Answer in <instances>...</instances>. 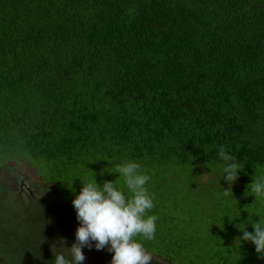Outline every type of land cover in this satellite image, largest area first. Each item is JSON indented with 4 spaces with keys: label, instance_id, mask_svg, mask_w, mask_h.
<instances>
[{
    "label": "trees",
    "instance_id": "obj_1",
    "mask_svg": "<svg viewBox=\"0 0 264 264\" xmlns=\"http://www.w3.org/2000/svg\"><path fill=\"white\" fill-rule=\"evenodd\" d=\"M220 146L243 169L228 192ZM18 160L53 187L0 200V264H52L75 239L82 181L126 189L128 160L150 176L155 237L136 239L151 264H264L236 227L264 222V196L246 192L264 177V0H0V162ZM179 168L180 200L208 197L183 203L186 228L167 203Z\"/></svg>",
    "mask_w": 264,
    "mask_h": 264
},
{
    "label": "clouds",
    "instance_id": "obj_2",
    "mask_svg": "<svg viewBox=\"0 0 264 264\" xmlns=\"http://www.w3.org/2000/svg\"><path fill=\"white\" fill-rule=\"evenodd\" d=\"M218 155L226 162L222 171L223 180L229 184L225 190L228 192L243 169L224 146H220ZM115 173L123 176L126 189L118 187L115 180H105L102 185L95 178L94 182L82 181L81 190L75 193L72 200L78 221L75 239L71 246H67V238L60 237V250L53 253L52 264H84L86 256L83 250L86 247H95L96 250L106 248L112 253L110 264H151L152 255L136 239L138 236L148 240L155 237L157 216L148 215L154 207L146 187L150 176L135 160L117 165ZM247 188L246 192L255 199L264 196V177L254 176ZM239 224L236 227L242 232V236H238L240 244L251 242L257 254L264 258V222L259 219L251 223L254 229L251 232L247 226L238 227Z\"/></svg>",
    "mask_w": 264,
    "mask_h": 264
},
{
    "label": "rangeland",
    "instance_id": "obj_3",
    "mask_svg": "<svg viewBox=\"0 0 264 264\" xmlns=\"http://www.w3.org/2000/svg\"><path fill=\"white\" fill-rule=\"evenodd\" d=\"M10 163L12 161H9ZM181 171H185V173L181 174L182 180H178L177 186H179V193L175 197L170 198L167 200L168 206H169V214L171 216H174L175 221H177V224H182L185 228L184 221L186 217H184V214L181 213L184 210V204L188 202V200H193L194 203H196L197 206H204L206 203V200L208 197L204 196V194L201 193H190L188 194V198H186L183 202L180 200L181 196L184 194L186 186L190 185L191 182H188V175L187 170L185 168H179ZM39 172V171H38ZM37 172V168L35 165L30 164L28 162H25L23 160H19L14 165V172H11L8 169H5L4 166L0 167V181L6 186V189L0 193V200L6 199L5 207H13L15 209V206L19 204V192L26 191L23 196H20L22 201L25 203H28L29 197L39 195L47 194L48 187H53V185L49 182L42 181L41 180V174ZM199 175L201 176V181L206 182L208 180V174L204 169L199 170ZM17 179H20V181H16ZM45 190V191H44ZM159 228H161V225L159 224ZM162 229V228H161ZM181 232V228L177 227L173 231V235H178V233ZM172 235V236H173ZM175 237V236H174ZM184 242H186L183 238L179 239ZM181 258L184 259V255H181ZM155 261H159L157 257H154ZM167 261H162L161 264H165ZM170 264V263H168Z\"/></svg>",
    "mask_w": 264,
    "mask_h": 264
},
{
    "label": "flooded vegetation",
    "instance_id": "obj_4",
    "mask_svg": "<svg viewBox=\"0 0 264 264\" xmlns=\"http://www.w3.org/2000/svg\"><path fill=\"white\" fill-rule=\"evenodd\" d=\"M19 161V160H18ZM17 162H14L12 161L11 163L10 162H0V167L4 166L5 169H8L10 170L11 172H14V165L16 164ZM6 188V186H5Z\"/></svg>",
    "mask_w": 264,
    "mask_h": 264
}]
</instances>
